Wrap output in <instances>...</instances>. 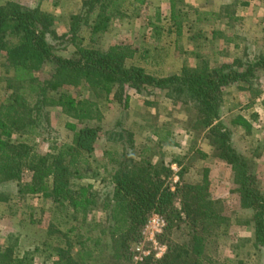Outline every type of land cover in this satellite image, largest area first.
<instances>
[{
  "label": "trees",
  "instance_id": "obj_1",
  "mask_svg": "<svg viewBox=\"0 0 264 264\" xmlns=\"http://www.w3.org/2000/svg\"><path fill=\"white\" fill-rule=\"evenodd\" d=\"M122 1L82 0L61 34L51 28L49 14L39 8L0 4V53L6 61L3 80L8 91L0 103V183L19 184L23 173H32L44 196L61 207L72 208L68 219L75 220L80 213L79 226L92 209L104 212L103 222L91 220L83 237L75 232L79 226L71 225L65 231L67 238L60 240L77 249L74 255L62 247L54 249L64 264H124L128 244L140 240V230L153 212L161 214L166 222L159 236L166 251L160 259L147 258L136 264H205L212 230L228 223L220 209L208 210L207 169L203 170L201 181H185L183 170L174 173L161 160L153 163L146 155L148 148H141L134 158L133 135L125 129L108 131L107 140L116 142L119 150L107 151L115 167L105 185L108 189L101 192L82 183L95 176L86 170L100 127L70 126L74 129L72 142L60 145L56 152H32L25 141L12 138L14 133L34 131L40 122L47 125L46 107L62 103L63 97L70 116L90 114L92 108H84L82 100L62 93L56 98L49 95V91L66 85L83 84L99 100L124 86L137 92L148 88L166 90L171 98L194 103L195 120L211 133L215 157L233 168L239 207L252 212L247 222L253 224V244L257 249L264 248V193L255 187V162L232 145L231 130L216 123L223 89L232 84L252 86L256 73H264V50L231 63L205 68L184 66L178 74L151 75L140 66L126 65L128 54L117 46L104 50L84 44V31L88 40L94 42L120 11ZM68 47H73L72 54L62 56L59 52ZM44 65H49L51 72L40 80L37 72ZM240 122L249 125L243 118ZM174 174L178 180L172 183ZM27 187L23 184L17 192ZM0 199H5L3 193ZM94 229L97 233L92 235ZM0 264L32 263L25 256L15 255L11 245L0 246Z\"/></svg>",
  "mask_w": 264,
  "mask_h": 264
},
{
  "label": "rangeland",
  "instance_id": "obj_2",
  "mask_svg": "<svg viewBox=\"0 0 264 264\" xmlns=\"http://www.w3.org/2000/svg\"><path fill=\"white\" fill-rule=\"evenodd\" d=\"M238 1L241 0H123L107 30L94 42L88 40V33L84 31V44L104 50L117 46L128 54L126 65L140 66L155 76L178 74L184 66L205 68L244 60L264 50V31L259 33L260 38L236 32L234 35V31L243 30L245 26L236 15L247 7L238 5ZM13 3L47 12L51 28L61 34L68 27L70 15L78 12L82 0H0L5 6ZM232 33L235 39L230 38ZM73 50L68 47L59 53L68 57ZM5 65L4 54L0 53V103L8 93L3 80ZM50 72L51 67L44 65L37 77L43 80ZM247 87L232 84L223 89L216 123L229 128L232 145L254 160L255 187L264 193V160L260 158L264 154V73L258 71L252 78V86ZM61 93L82 100L84 108H92L90 114H80L79 118L70 116L63 97L62 103L46 107L47 125L40 122L34 131L14 133L12 138L25 141L32 152H56L60 145L72 142L74 129L70 126L75 129L83 125L100 127L86 170L90 175L93 171L95 176L82 183H89L101 192L108 189L105 185L115 167L107 151L119 150L116 142L107 140L108 131L125 129L133 135L134 158L141 148H148L146 155L153 163L161 160L174 173L183 170L185 181H201L203 170L207 169L208 210L220 209L228 223L212 230L206 245L205 264H264V248L254 246L253 224L247 222L252 212L239 207L232 181L233 168L215 157L210 144L212 135L195 120L193 102L171 98L166 90L148 88L137 92L128 86L114 89L104 100L95 97L83 84L49 91L55 98ZM242 118L249 125H243ZM183 130L189 135L185 136ZM154 133L162 139L158 140ZM177 180L174 174L172 183ZM23 184L28 187L18 193ZM38 189L30 172L23 173L19 184L16 181L0 183V193L5 197L0 199V246L12 245L15 255L27 257L32 264H49L52 260L64 264L63 259L58 260L54 249L62 247L74 255L77 247H69L60 239L67 238L64 233L71 225L79 226L81 215L77 213L75 220L68 219L72 208L53 203ZM175 203L178 206V199ZM152 214L162 216L157 212L149 216ZM147 219L140 230V240L128 244L124 264L140 263L147 258L160 259L165 253L166 245L159 236L166 222L160 232L151 235L146 229ZM91 220L103 222L104 212L92 209L75 232L84 236ZM91 233L95 235L97 229ZM70 239H74L73 236ZM137 244H142L149 254L136 262Z\"/></svg>",
  "mask_w": 264,
  "mask_h": 264
},
{
  "label": "crops",
  "instance_id": "obj_3",
  "mask_svg": "<svg viewBox=\"0 0 264 264\" xmlns=\"http://www.w3.org/2000/svg\"><path fill=\"white\" fill-rule=\"evenodd\" d=\"M238 5L242 7H247L246 10L243 13H238V17H236L237 20H242L243 24L247 27L246 29L245 26L243 30L234 31L246 35L247 34L251 37V34L254 37H257L259 33L261 34L264 31V0H241L237 2ZM233 33L230 35L231 39H235L233 36ZM264 33V32H263ZM257 38H260L259 36ZM254 41L257 39H253ZM236 48H239V45H236ZM184 131V135L187 136L189 135L186 130ZM155 137L158 135V140H161L162 137L159 136V134L154 133L153 134ZM262 160H264V154L260 156ZM49 264H58L56 260L50 261Z\"/></svg>",
  "mask_w": 264,
  "mask_h": 264
},
{
  "label": "built area",
  "instance_id": "obj_4",
  "mask_svg": "<svg viewBox=\"0 0 264 264\" xmlns=\"http://www.w3.org/2000/svg\"><path fill=\"white\" fill-rule=\"evenodd\" d=\"M164 225L165 221L162 216L158 214H152L147 219L146 229L151 231V235H154L160 232ZM134 250V259L136 260V262L143 260L149 254V251L144 249L142 244H137Z\"/></svg>",
  "mask_w": 264,
  "mask_h": 264
}]
</instances>
